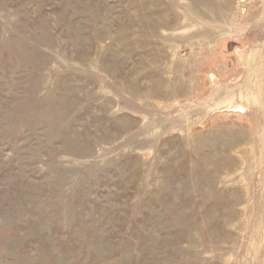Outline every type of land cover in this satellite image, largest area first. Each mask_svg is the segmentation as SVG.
<instances>
[{"label":"rangeland","instance_id":"obj_1","mask_svg":"<svg viewBox=\"0 0 264 264\" xmlns=\"http://www.w3.org/2000/svg\"><path fill=\"white\" fill-rule=\"evenodd\" d=\"M0 264H264V0H0Z\"/></svg>","mask_w":264,"mask_h":264},{"label":"bare ground","instance_id":"obj_2","mask_svg":"<svg viewBox=\"0 0 264 264\" xmlns=\"http://www.w3.org/2000/svg\"><path fill=\"white\" fill-rule=\"evenodd\" d=\"M230 136V135H229ZM235 136V135H234ZM234 138V137H233ZM235 141V140H234Z\"/></svg>","mask_w":264,"mask_h":264}]
</instances>
